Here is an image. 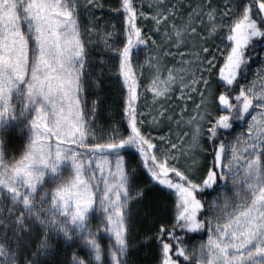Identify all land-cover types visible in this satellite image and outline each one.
Instances as JSON below:
<instances>
[{
  "label": "snow or ice",
  "instance_id": "1",
  "mask_svg": "<svg viewBox=\"0 0 264 264\" xmlns=\"http://www.w3.org/2000/svg\"><path fill=\"white\" fill-rule=\"evenodd\" d=\"M137 2L120 0L123 39L113 47V31L82 30L79 0H0V264H41L40 257L55 251L57 237L83 252L73 251L71 264H128L129 201L143 200L144 187L135 182L136 168L125 153L174 197L172 223H159L153 234L158 264H264V0H225L219 17L208 4L188 5L180 24L174 22L176 0H151L149 11ZM147 19L152 26L145 31ZM95 20L90 16L89 24ZM153 32L174 43L162 48ZM93 33L109 50L98 66L89 59ZM217 34L220 43L212 47L207 41ZM141 46L157 49L144 61L153 69L147 85L152 100L175 95L178 111L156 103L145 118L138 110L143 86L134 57ZM164 56L178 63L162 75ZM254 58L260 64L248 81ZM105 68L126 89V131L112 126L99 135L105 132L93 128L99 105L88 103L84 89L86 77L99 88L92 73L103 75ZM165 120L188 131L173 138L171 128L158 137L144 130L145 123L151 129ZM237 123L242 129L225 136ZM10 130L22 132L26 142L7 160ZM202 138L211 160L201 170ZM204 190L216 195L206 202ZM205 228L199 247L189 248L178 234Z\"/></svg>",
  "mask_w": 264,
  "mask_h": 264
},
{
  "label": "rangeland",
  "instance_id": "2",
  "mask_svg": "<svg viewBox=\"0 0 264 264\" xmlns=\"http://www.w3.org/2000/svg\"><path fill=\"white\" fill-rule=\"evenodd\" d=\"M79 2H80V5L82 6L80 8V15H79L82 30L88 27H93V28L103 27L104 31H113L114 35L111 38V40L114 41L113 47L119 46L123 39V23H122L123 15L119 8L120 0H93L94 3H98L99 5H102L98 7H92V5H85L84 0H79ZM150 2L151 0H138L137 7L139 9L142 5L144 11H149ZM171 2H173V0H163L164 4H168ZM176 2L180 5L179 7L180 15L174 18V22L177 24H180L183 22L182 17L186 15L187 11L189 10L188 5L203 6L205 4H208L216 8L217 16L219 17V13L223 9L225 0H176ZM84 7H87L89 11L85 12L83 10ZM90 16L96 18L95 22L91 25L89 24ZM225 19H227V17ZM141 21H142V18L137 17L138 24L141 23ZM143 22L145 25V29L143 30L145 31L147 27L152 26V22L150 19H147ZM163 27L164 25L162 23L161 28ZM203 27L204 25L201 26V29ZM82 34L85 37L88 36L86 32L82 31ZM146 35H147V32H146ZM153 37L156 39L157 44H160L162 48H167L169 47L170 43H174V41H171V42L163 41L161 37L155 34L154 32H153ZM91 39H92V44L88 48L89 59L93 65L98 66V63H97L98 58L101 55L107 56L109 54V50L103 47L102 43L99 41V38L95 35V33L92 34ZM150 43L151 41H149V44ZM207 43L210 46L215 47L217 44L220 43L219 35L217 34L216 36L212 37L210 40L207 41ZM262 50H264V48ZM156 51L157 49L153 47H148L147 49H144L143 46H141L139 56L134 57V68L137 73L138 86H143L142 91L138 87L139 99L137 101V105H138V110L144 111L145 118L148 115V110L154 109L156 106V103L164 105L166 109L171 112L178 111V106L181 103V101H179L175 95H172L169 99L160 98L156 102L152 100V94L148 90L147 85L153 74V69L150 66V64L145 63L144 61H145V57L150 58V54ZM161 55H163L162 52H161ZM176 63H178V59L175 56H164L162 65H161L162 75L166 73L168 65L176 64ZM137 64H142L143 67L136 68ZM255 70L256 68H254L251 71L252 75L248 81H251L255 77L256 75ZM92 75L96 76L97 79H99L100 86L99 88L94 87L93 82L89 78L86 77L84 97L88 101L89 104H91V101L93 99H96L97 104L99 105L96 110V115L94 117L95 123L93 124V128H97L99 126L100 128L105 129V132L99 133V135H104L106 134V132H110L112 126L125 129L126 131L124 114H123L124 96L126 94V89L123 87L122 81L116 78V73L114 71L110 72L106 68H105L103 75H99L96 72H93ZM193 99H195V96H193ZM188 108L189 109L192 108L191 102L188 104ZM143 127L145 131L150 130L156 133L157 137L161 133L168 132L169 128H171V133H172L173 138L175 137V134L178 131H188L186 127L178 126L167 120L162 121L159 126H154L151 129H149L147 123H145ZM241 129H242V124L234 131V133L230 137L234 136L235 132L240 131ZM16 131L24 138V144H25L26 141H25L24 134L18 130ZM187 140H188V137H185V142H187ZM156 143H159L158 138L156 139ZM201 143L203 144V149H204V152L200 153L199 155V160H200V165H201V170H202L203 167L207 166L210 159L207 155L208 153L207 140L205 138H202ZM125 159L126 161L131 159V166L136 168V171H137V175L135 176V182L138 185H141L144 187L143 200H139V198H134L132 201H129V206L132 209L133 226H132L130 236H129L130 247L128 249V264H158L159 249L155 245L156 240L153 235L155 231L150 228L151 223L150 225H148L147 231L145 229L142 230V228L139 227V222L137 221L138 219L142 218V215L145 214L146 209H148L151 205V202H149V198L147 196V192L149 190H155V188H153V186L151 185L152 182L148 180L149 178L144 176L140 168L137 167V161L134 155L129 157V154L125 153ZM226 192L228 193L229 196H231L230 187L229 189H226ZM158 193L163 199L162 204L163 205L165 204L164 207L162 208V217H164L163 220L165 221L172 220V216L174 215V208L171 207V204H174V197L169 192L165 193L162 190H159ZM170 195L173 198L170 197ZM212 197L213 196H210V198L206 199V202L210 201ZM206 207H207V203H206ZM97 221H98V217H93L90 220V223L93 226H95ZM201 231H203V229L197 233L200 234ZM38 232H39L38 229L35 230V233L30 241V246L33 248L35 247L36 241L39 239ZM206 239H207V229L205 231L204 237L196 239L195 241L191 243V245H188V247L189 248L199 247L200 242ZM101 243L105 245L108 243L107 234H104L101 237ZM140 256L142 259H139Z\"/></svg>",
  "mask_w": 264,
  "mask_h": 264
},
{
  "label": "trees",
  "instance_id": "3",
  "mask_svg": "<svg viewBox=\"0 0 264 264\" xmlns=\"http://www.w3.org/2000/svg\"><path fill=\"white\" fill-rule=\"evenodd\" d=\"M121 13H122V10H121ZM258 44H259V41H258ZM260 47L261 49H263L264 44H261ZM254 61L255 62L251 64V70L247 77L248 80L252 75L251 71L254 68H257L258 65L260 64V61L258 58H254ZM241 83H246V82L244 80H241ZM240 125L241 123H237L232 131L225 133V136L230 137ZM226 142L227 140H225V143ZM23 144H24V138L16 130H10L9 133L7 134L6 145L4 149L5 158L7 160H10L14 157H18L20 153L23 151V147H24ZM207 149H208V152L211 151L208 141H207ZM208 157L211 160V156L208 155ZM142 173L144 174V176L148 178L145 171H142ZM151 185L153 186V188H155V190H149L147 192V196L149 198V202H151V205L148 209H146L145 214L142 215V218L139 217L140 219H138L137 221L139 222V227L142 228V230L145 229L147 231V227L151 223L150 228L156 232V229L159 223H164L167 226L172 223V220L165 221L163 220L164 217H162V208L164 207L165 204L164 205L162 204L163 199L158 192L159 190H162L164 186H159V185L154 186L153 182L151 183ZM162 191L165 193L168 192L164 190ZM169 193L171 194V192ZM171 195L170 197H172ZM215 195H216V192H213L210 190H204L203 192V197L205 201L206 199L210 198V196H215ZM173 205L174 204H171V207H173ZM205 231H206V228L203 229V231H201L200 234L198 233H194V234L193 233H178V234L183 236L182 242L188 246V245H191V243L195 241L196 239L204 237ZM51 242H52V245L55 251L52 252L48 256L40 257L41 264H71L73 251H76L78 255H83V252L77 247V245L75 244L69 245L65 243V241L62 238H58V237L53 238ZM155 245L159 249V245L157 241L155 242ZM139 259H142L141 256L139 257Z\"/></svg>",
  "mask_w": 264,
  "mask_h": 264
}]
</instances>
